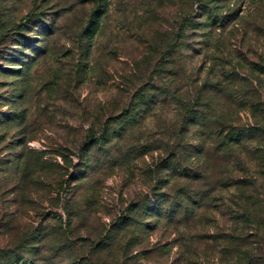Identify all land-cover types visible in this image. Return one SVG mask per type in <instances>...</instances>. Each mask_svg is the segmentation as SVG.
Listing matches in <instances>:
<instances>
[{
    "label": "trees",
    "instance_id": "1",
    "mask_svg": "<svg viewBox=\"0 0 264 264\" xmlns=\"http://www.w3.org/2000/svg\"><path fill=\"white\" fill-rule=\"evenodd\" d=\"M189 2L190 10L178 22L171 44L159 46L152 53L155 58H150V48L143 53L146 68L142 77L129 80L128 99L120 112L111 113L107 121L93 120L72 148L67 143L54 150L62 164L40 153L16 159L20 194L26 191V170L37 167L33 185L55 183L56 205L66 207V217L50 211L45 217L48 234L17 239L4 238L13 226L4 222L7 217L2 219L0 264H36V256L60 251L61 244L78 254L80 248L73 246L69 234L78 225L73 197H66L68 168L76 167L81 174L92 160L87 158L90 153L110 156L122 142L151 126L160 129L156 145L141 147L143 155L158 150L152 164L158 175L154 205L145 195L128 211H117L82 248L80 264H140V255L147 253L134 250L158 227L170 228L174 236L171 244L156 243L149 252L175 249L172 264H264V51L255 46L258 35L239 29L244 19L229 0ZM104 6L103 2L94 7L80 31L88 45L102 30ZM188 28L199 36L185 46L182 38ZM260 38L263 41L264 35ZM10 61L22 65L23 55ZM29 66L3 70L12 75L15 94L9 97L10 112L0 114V128L12 124L25 135ZM150 70L160 85L146 76ZM66 84L71 87L69 81Z\"/></svg>",
    "mask_w": 264,
    "mask_h": 264
},
{
    "label": "rangeland",
    "instance_id": "2",
    "mask_svg": "<svg viewBox=\"0 0 264 264\" xmlns=\"http://www.w3.org/2000/svg\"><path fill=\"white\" fill-rule=\"evenodd\" d=\"M189 1L0 0L2 116L10 112L9 97L15 94L12 75H5L3 70L19 67L21 62L10 60L20 55H23V64L19 69L30 65L27 68L30 84L23 105L28 132L25 135L12 124L0 128V221L7 217L4 222L9 221L13 226L4 238L48 234L49 221L45 217L50 211L66 217V207L56 205L55 183L42 184L46 187L33 185L37 167L26 170V191L20 194L16 159L40 153L43 159L62 164L63 160L54 150H60L67 143L72 148L93 120L107 121L111 113L120 112L128 99L129 80L137 75L142 77L146 68L141 61L143 53L150 48L148 54L155 58L156 54L152 53L159 46L171 44L178 22L190 10ZM229 1L237 16L244 19L245 24L239 29L246 28V34L258 35L260 42L255 46H262L264 51V39L260 38L264 35V0ZM103 2L106 6L100 15L102 30L88 45L80 31L94 7ZM221 33L225 36L226 32ZM197 34L186 29L182 38L184 45L197 41ZM240 43L239 38L237 44ZM184 50L188 55L187 47ZM146 76L160 85L161 80H157L153 70ZM68 81L71 87L67 86ZM159 132L160 129L151 126L148 131L135 133L110 156L102 157L93 151L87 156L92 160L81 174L76 167L68 168L66 197L67 201L73 197V220L78 225L69 233L70 242L80 250L75 254L61 244L60 251L47 250L36 256V264H80L82 248L90 245L117 211H128L144 201L145 195L149 196L150 205H154L158 175L152 164L158 150L153 147L155 151L143 155L141 146L148 142L155 144ZM22 151L24 157H21ZM149 166L151 169L147 172ZM219 221L222 225L228 224L225 220ZM173 236L170 228L161 227L145 235L140 247L134 250V253H147L138 257V263L172 264L175 249L164 254L149 251L159 242L171 244Z\"/></svg>",
    "mask_w": 264,
    "mask_h": 264
}]
</instances>
